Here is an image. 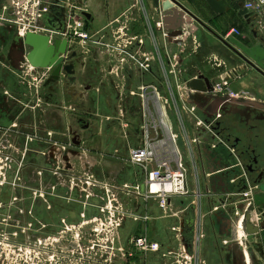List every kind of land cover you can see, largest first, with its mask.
I'll return each mask as SVG.
<instances>
[{
    "label": "crops",
    "instance_id": "1",
    "mask_svg": "<svg viewBox=\"0 0 264 264\" xmlns=\"http://www.w3.org/2000/svg\"><path fill=\"white\" fill-rule=\"evenodd\" d=\"M65 1L69 4H78L84 9V14L90 15L89 18L85 16L92 33L105 36V39L111 42L114 41V36L118 37L122 34L139 38V41H134L128 49L133 53H139L141 56L153 55L151 64L156 72L158 71V62L155 55V45L150 35L151 30L154 29L165 57H171L174 54L181 55L178 67V76L181 80L189 82L199 74H204L210 82L226 79L234 90L249 92L246 99L235 103L240 106L256 103L259 111L264 114V76L252 68H249L247 73L244 72L245 74H241V72L239 74L237 70L242 66L239 57L228 49L220 39H228L226 37L230 34L231 29L237 28L240 30V34L231 35L229 38L237 37L250 46L257 43V40L253 38L251 25H253V22L258 21L262 12L258 14L247 9L244 4L248 0H176L200 22L194 20L191 25L193 28L191 35L185 39L184 43L180 44L179 40L173 38L172 40L168 39L166 46H163L165 42L162 37V29L158 28V22L163 18L162 4L165 0H140V2L139 0ZM2 2L4 0H0V3ZM58 15L57 11H52L47 19L59 17ZM47 25L49 26L48 22ZM5 27L6 24H0V30ZM6 45L8 44L2 43L0 39V124L13 121L7 116L9 112L6 104L7 98L3 96V92L8 94L7 82L14 79L16 84L14 91L19 93L20 98H22L18 100V103L21 104L19 108L21 112H27L28 108L36 110L41 107L40 102L43 103V100L47 104V107L45 106L46 116L44 120L42 117L41 120L35 118L34 122L38 124L35 128L39 131H53L55 134L65 128L68 135L69 129L74 127L75 132L80 134L81 144L69 147L73 148L69 150L71 151L70 157L75 158V161L79 162L80 167L87 174L94 175L97 180L104 182V187H108L112 192L127 194L122 190L123 187L136 186L140 180L139 168L127 161L130 149L134 146H140L143 141L140 132V99L135 95V92L142 83L151 82V74L127 60L128 62L124 64L121 74L116 76L111 73L113 62L117 59L113 58V53L101 46H85L81 43H74L72 50H77L86 62L85 66L76 65L78 88L84 91L86 86H94L84 91L85 96L83 99L86 108L95 114L96 120H94V123L96 122V125L89 132H85L77 124L76 117L73 115L79 111L78 109L72 106L66 107L61 96L57 97L61 101L60 104H57L51 98L48 99V91L43 90L41 85L36 88L32 82L30 83V77L25 72L24 52L27 48L23 47V57L16 58L13 55L14 52L18 51L15 44L9 47L11 50H7ZM215 63H218L216 64L218 69L215 68ZM26 84L30 85V88ZM222 103L220 96L211 94L197 93L194 97V104L197 107L199 116L204 114L205 118L208 117L209 119L222 113ZM103 108L114 109V115L110 113L103 114L101 112ZM226 115L227 117L230 116L233 122L239 120V117L233 113ZM126 118L130 121L128 130H134L133 137L135 138L133 140L121 137L124 134L118 137L115 135L114 138L107 140L103 137L106 130L110 131L105 127L112 125L114 129L117 126L121 130L120 123H123ZM222 118L223 116L220 117V119ZM14 122H18V119H14ZM62 125L63 127L59 128ZM26 126L29 127V125ZM31 127L33 128L34 125H31ZM94 127L95 132L90 134ZM230 127L229 124L223 132L221 125L216 127L217 133L226 142L229 149L221 144H216V147L212 148L211 144L218 141V139L208 134L207 136L204 135L203 141L197 147L201 162L203 190L206 192L203 202L205 237L201 248L202 255L206 260V264H264V255L260 256L255 253L253 255L255 259H252L249 254V245L246 244L244 247L238 243L239 235L235 240L232 239V235H235L237 229L234 220H236V217H243V214L237 208L241 204L240 197H236L238 195L230 192L235 180H229V178L236 175L233 168L239 162L236 147L239 145L236 144V136L239 132L232 129V127L230 129ZM117 132L120 133L119 130ZM88 135H94L93 141ZM7 139L12 143L9 135ZM92 142H95V148H98L97 152L100 155L97 162L93 161L94 159L85 150V147L89 146L88 143ZM255 145L258 149H264L263 131L259 133ZM51 148L49 155L53 153L57 164L59 159H56V150L53 147ZM116 165L118 166L114 168ZM129 166L131 169H129ZM82 178H86V176ZM108 179L111 182H108ZM81 184L83 189H87L86 184ZM73 186L72 182V186L69 187ZM93 193L98 195L96 192ZM112 194L115 195V193ZM102 199L104 200V197ZM127 199L130 201L131 206L136 207V211L135 213H127L119 228L121 246L126 244L130 236L144 230L150 237L155 238L162 244L163 250L159 253L149 254L146 260L127 259L118 255L117 261H115L117 264H170L171 262L164 259L161 253L164 250L179 248L180 243L176 240L173 231L174 225H182L185 240L189 243L190 249L192 248L194 235L192 225L196 209L190 205L191 198L175 201L176 208L174 211L185 210L178 217H171L163 212L155 201V206H152V201L141 202L134 197H128ZM137 214H141L142 217L150 215L151 219H143L144 221L140 218L135 219V217H138ZM130 220H132V224ZM139 221L142 224L140 226L138 225ZM232 229H235L234 233H232ZM240 232L241 230H239ZM241 234H244V232L242 231Z\"/></svg>",
    "mask_w": 264,
    "mask_h": 264
},
{
    "label": "built area",
    "instance_id": "2",
    "mask_svg": "<svg viewBox=\"0 0 264 264\" xmlns=\"http://www.w3.org/2000/svg\"><path fill=\"white\" fill-rule=\"evenodd\" d=\"M244 6L255 13H264V0H248ZM52 11L63 12L65 22L64 32L59 33L47 25L46 19L51 15ZM184 17L185 24L182 27V34L175 37V39L179 40L180 44L184 43L185 39L191 35L193 29L191 25L195 20L186 12ZM187 18H190V22H187ZM7 23H11L17 27L18 34L21 37L26 32L33 31L35 33L48 34L51 37V42L57 38H67L69 40V48H72L74 43H81L85 46H101L113 53V58H117L111 68V73L116 76L121 74L124 64L128 62L127 60L151 74V82L142 83L138 87L137 92H135V95L140 99V132L143 141L138 148L130 149L127 158L130 164L139 168L140 180L136 186L123 187L122 190L129 197H134L141 202H148L151 199L157 200L159 208L171 217H178L180 213L185 211H174L175 198L177 200H185L193 197L190 205L195 207L196 215L193 218L194 223L192 225V231H194L192 248L190 249L189 243L185 240V232L182 225H174L173 231L176 240L180 243L179 248L164 250L161 255L164 259H168L171 262L170 264H206L201 250L205 237L203 202L206 192L203 190V183L200 179L202 173L199 167L197 147L207 134L218 139V141L211 144L212 148L216 147V144L226 146L228 149L229 146L216 131L217 122L222 117V113L217 114L212 119L208 117V119L202 118L197 112L194 97L197 93L220 96L223 108L226 104L246 99L249 93L234 90L226 79L213 80L211 82L212 89L206 92L192 89L189 86V82H180L178 67L181 55L174 54L171 57H165L153 29L150 35L155 45V55L158 62V71L155 72L151 64L153 55L141 56L139 53H133L128 49L129 45L134 43V41H139V38L122 34L118 37L114 36V41L111 42L105 39V36L92 33L87 25L84 9L78 6V4H69L65 0H11L10 4L4 0V2L0 3V24ZM257 23H259L260 29H264V18L258 20ZM158 28L162 29V37L165 42L163 46H166V42L169 39V31L165 28L163 18L158 22ZM239 34L240 30L233 28L226 38L229 39L231 35ZM25 61V72L30 77V83L32 82L36 88L40 87L48 78V70L33 67L26 58ZM174 82H176V85ZM174 107L179 117L178 122V117L176 116L178 131L175 130L169 114L174 110ZM184 111H188L193 115V119L195 120V131L192 136L188 132ZM5 128L7 127L0 125V132L1 130H6ZM8 135L2 137L0 134V173L6 169L8 164L12 166L11 163L15 160L13 155L9 154L11 150L6 152L8 145L9 147L13 146L7 139ZM180 140L185 142L187 151L191 156V162L195 164L197 182L195 181L192 186L189 184L188 168L179 148L178 141ZM57 172L58 174L60 173L58 170ZM79 181L87 185H99L97 181L95 184L90 183L86 178H80ZM73 184L74 186L70 187V189H74L76 182ZM142 185L145 186L144 189ZM77 186L80 187L79 184ZM155 187L157 188L155 189ZM80 191L81 193H86L88 197L92 195L87 189L82 188ZM243 195L248 197L249 192H244ZM113 198L112 201L116 202L118 197L113 195ZM109 203L107 204V208H109ZM111 208L113 209L114 205ZM117 209H119V206ZM140 215L137 214L138 217H135V219H151L150 215L143 217ZM125 216L126 214L123 213L121 217H117L116 232L104 241L105 246L100 244V247L105 251L102 252L100 250L99 253H101L102 257L105 254L107 256L110 254V256L115 257V261H117L118 255L127 259L146 260L149 254L159 253L163 250L162 244L155 238L150 237L144 230H140L130 236L124 246H118L120 244L119 228ZM2 219L3 221L6 220V218ZM102 225H104L103 222ZM241 233L242 231L239 233L237 241L245 247V235ZM104 235L102 233V236Z\"/></svg>",
    "mask_w": 264,
    "mask_h": 264
},
{
    "label": "rangeland",
    "instance_id": "3",
    "mask_svg": "<svg viewBox=\"0 0 264 264\" xmlns=\"http://www.w3.org/2000/svg\"><path fill=\"white\" fill-rule=\"evenodd\" d=\"M1 32H9L7 33L9 40L6 49L11 50L9 47L14 44L15 36H19L17 27L7 23L6 27L0 30V34H2ZM7 55L9 54L7 53ZM216 64L218 63H215V68L218 69ZM185 79L187 78L185 77ZM183 81L180 79V82ZM174 84L176 85V82ZM26 85L30 88V85ZM7 87L8 94L3 92V96L7 98L6 104L9 111L7 116L13 121L0 124L7 127L6 130H1L0 134L2 137L9 134L13 146L9 147L8 145L6 152L11 150L9 154L13 155L15 160L11 163L12 166L8 164L6 169L0 173V264H116L114 256L105 254L102 257L100 255V250L105 252L100 244L105 246L104 241L116 232L118 216L121 217L123 213L126 215L131 212L135 213V206H131L130 201L127 199L129 196L123 192H112L108 187L106 189L104 182L97 180L94 175L87 174L80 167L79 162L70 157L71 151L69 150L73 148L66 147L65 149L58 144L53 148L56 150V159H59L57 166H59L58 171L61 174L54 176L49 173L46 168V153L50 149L47 141L49 139L55 141L67 140L69 136L66 129L63 128L61 132L56 134L48 130L39 131L35 128L38 124L34 120L36 117L40 120L42 117L44 120L47 104L43 100V103L40 102L41 107L36 110L28 108L27 112H21V109H19L21 104L18 103V100L22 98H20L19 93L14 91L16 87L15 80L8 81ZM244 92L249 93L248 91ZM113 111L114 109L103 108L101 112L114 115ZM169 114L175 130L178 131L176 119L178 113L175 107ZM184 117L188 132L192 136L195 131L193 115L188 111H184ZM16 118L18 122H14ZM202 118H205L204 114ZM220 122L222 132L226 130L229 124L233 123L230 116L227 117V115H224ZM120 124L121 130L117 126L114 129L112 125L105 127L110 131L106 130L103 137L107 140L114 138L115 135L118 137L124 134L121 137L133 140L135 138L133 137L134 130H128L130 128L128 118ZM26 125H29V127ZM31 125H34V127L32 128ZM94 125H96V122ZM62 127L63 125L59 128ZM93 129L90 134L95 132V127ZM138 136L140 135L138 134ZM88 137L93 141L94 135H88ZM178 144L188 168L189 184L192 186L195 181L197 182L195 164L191 162V156L187 151L185 142L180 140ZM88 145L85 147L86 152L94 159L93 161L97 162L100 155L97 152L98 148H95V142L88 143ZM138 147L139 145L133 148ZM236 147L239 148L238 145ZM200 163L199 160V167ZM129 169H131L130 166ZM36 170L39 171L38 174L35 173ZM35 176H39V185ZM81 176H86L87 181L90 183L100 182H98L99 185H85L88 191H92V195L89 197L86 193L80 191L83 186L79 181L82 178ZM200 179L203 180L202 177ZM72 182H76L74 189L69 187ZM108 182L111 181L108 179ZM54 183L55 188L53 189L50 185ZM48 191L52 195L54 194L53 200H50L51 195L46 194ZM93 192L98 193V195H94ZM112 193H115L118 197L116 202L112 201L114 199ZM102 197H104V200ZM190 198L193 199V197ZM174 200L177 201L176 198ZM149 201H152L151 205L153 206L154 199ZM55 202H57V205ZM155 202L157 205L159 204L157 200ZM108 203L109 208H107ZM49 205H51V209H49ZM112 205H114L113 209L111 208ZM118 206L119 209H117ZM2 218H6L5 222ZM58 219H62V221L67 219V221L60 223ZM102 222L104 225H102ZM130 223L132 224V220H130ZM138 225H142L140 221ZM102 233L105 235L102 236Z\"/></svg>",
    "mask_w": 264,
    "mask_h": 264
},
{
    "label": "water",
    "instance_id": "4",
    "mask_svg": "<svg viewBox=\"0 0 264 264\" xmlns=\"http://www.w3.org/2000/svg\"><path fill=\"white\" fill-rule=\"evenodd\" d=\"M6 1L8 4L11 2V0ZM162 10L163 22L169 31L170 40L182 34V27L185 24V12L199 21L176 0H165L162 4ZM58 14L59 17L48 18L47 22L51 28L61 33L65 29L64 14L63 12ZM85 15L88 18L90 17L87 13ZM259 17L258 20L264 18V13L260 14ZM187 22H190V18H187ZM251 32L253 38L257 40V43L253 46L248 45L237 37H231L229 40L220 39L228 49L232 50L246 64L264 76V33L261 32L259 34L256 29ZM50 39L51 37L48 34L35 33L33 31L26 32L23 37L17 36L18 42L25 49L27 48L24 52L26 60L35 68L48 70V78L44 86H49V89L54 91L57 97L61 96L66 107L72 106L78 110L86 111V104L83 99L85 96L84 91L94 86H86L84 91L78 88L76 65L80 64L79 52L69 48V40L67 38H57L53 42ZM189 86L202 92L212 89L210 80L204 74H199L197 77L192 78L189 81ZM58 100L60 101V99ZM244 106H240L235 102L226 104L222 108V116L231 113L235 114L239 112L236 111V108ZM220 120L217 122V126L221 125ZM70 132L74 145L79 146L78 133L72 127ZM236 141V144H238L239 140L237 139ZM245 148L238 155L244 163V170L241 176L236 174L229 178V180H235L236 184L233 183L230 192L238 195L236 197H240L241 204L237 208L243 214V217H236V220H234V225H236L237 229L235 235H232V239L235 240L238 237L239 230L243 231L246 235V244L250 248L249 254L252 259H255V256H253L255 253L260 256L264 255V149L257 154L255 149ZM243 154H247L248 160L245 159L244 161ZM144 187L142 185L143 189ZM244 192H249V196L245 197L243 195Z\"/></svg>",
    "mask_w": 264,
    "mask_h": 264
},
{
    "label": "flooded vegetation",
    "instance_id": "5",
    "mask_svg": "<svg viewBox=\"0 0 264 264\" xmlns=\"http://www.w3.org/2000/svg\"><path fill=\"white\" fill-rule=\"evenodd\" d=\"M46 21H48L46 19ZM64 26H65V22H64ZM251 29H256L257 31H259V34L264 33V29L261 30L259 23L257 22H253V25L251 26ZM7 33L9 32H5L0 34V39L2 41V43H7L8 44V37H7ZM17 37L15 36L14 40V44L16 49H18V51L14 52V56L17 57H23V46L18 42V40L16 39ZM241 61L242 66L240 67V69L237 70V72L240 74H245L247 73L249 70V68H252L251 66H249L248 64L245 63V61H243L241 58H239ZM79 62L81 65L85 66L84 60H83V56L81 54H79ZM253 69V68H252ZM254 70V69H253ZM245 72V73H244ZM46 81V80H45ZM45 81L41 84L42 89H46L48 92V99L51 98V100L55 101L57 104H60L61 102L58 100L57 95L54 93V91H51L49 89V86L46 87L44 86ZM94 101V98H93ZM60 102V103H59ZM248 108V109H246ZM236 111H239L237 113H235L234 115L239 117V120L234 121L232 124H230V126L232 127V129H235L237 132H239V134L241 135H237L236 138L239 140L238 142V154H237V160L239 161L236 165H234L233 171H235V173L237 175L241 176L242 171L244 170L243 168V162L242 160L238 157L239 153H241V150H243L246 146L245 149H247L248 147L251 148V150L255 149L256 153L258 154V152H260V150L262 149H258L257 146L255 145V142L257 140V138L259 137V133H261V131L264 132V114L261 113L259 111V108L257 107L256 103H248L246 106L244 107H238L236 108ZM76 117V122L79 126L82 127L83 130H85V132H89L92 127L94 126V120H95V114L89 109L86 108V111H82L79 110L77 113L73 114ZM262 122V123H261ZM260 123V124H259ZM230 127V129H231ZM74 130V127H72ZM71 128L68 131V136L69 138L67 140L63 139L60 141H55L52 139H49L47 142L48 146L50 147V149L47 150L46 153V162H47V171L51 174H53L54 176L59 175L57 170L59 169V166H57L56 162H55V157L53 155V153L51 155H49L50 151L52 150L51 147H55L57 144L61 145L62 147H64L66 149V147H71L74 145L73 141H72V135L70 132ZM78 133V132H77ZM79 136V140H80V144H81V139H80V134L78 133ZM47 140V139H46ZM245 151V150H244ZM243 159L245 161V159H247V154H243ZM248 160V159H247ZM241 165V167H239ZM39 171L36 170V174H38ZM36 178V182L38 183V185L40 184L39 182V176H35ZM54 182V181H51ZM54 184H51L50 186L54 187ZM39 188V186H38ZM38 191V190H37ZM48 196H50V200H53L52 197H54V194L52 195L49 191L46 193ZM55 204L57 205V202H55ZM49 209H51V205H49ZM53 207V206H52ZM70 210V208H69ZM69 219V218H68ZM67 221V219L64 221H62V219H58V222H63L65 223ZM234 233L235 229H232Z\"/></svg>",
    "mask_w": 264,
    "mask_h": 264
},
{
    "label": "bare ground",
    "instance_id": "6",
    "mask_svg": "<svg viewBox=\"0 0 264 264\" xmlns=\"http://www.w3.org/2000/svg\"><path fill=\"white\" fill-rule=\"evenodd\" d=\"M157 187H155V189H156Z\"/></svg>",
    "mask_w": 264,
    "mask_h": 264
}]
</instances>
